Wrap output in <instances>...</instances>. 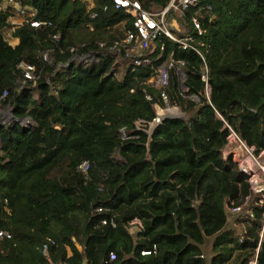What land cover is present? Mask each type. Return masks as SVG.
Here are the masks:
<instances>
[{
    "label": "trees",
    "instance_id": "16d2710c",
    "mask_svg": "<svg viewBox=\"0 0 264 264\" xmlns=\"http://www.w3.org/2000/svg\"><path fill=\"white\" fill-rule=\"evenodd\" d=\"M17 1L50 25L23 24L12 46L0 11V108L28 119L0 125V230L10 234L0 238V264H245L254 254L264 264V205L223 154L228 128L254 156L264 150V0L167 10V30L197 41L199 54L159 34L142 52L146 65L127 62L120 41L132 18L109 0L89 9L78 0ZM138 1L147 11L169 2ZM88 54L90 63L75 59ZM169 59L166 92L178 114L158 117L163 104L149 80ZM20 62L39 77L19 87ZM246 197L248 235L226 228L227 209ZM133 219L135 237L124 228Z\"/></svg>",
    "mask_w": 264,
    "mask_h": 264
},
{
    "label": "built area",
    "instance_id": "2783aa9c",
    "mask_svg": "<svg viewBox=\"0 0 264 264\" xmlns=\"http://www.w3.org/2000/svg\"><path fill=\"white\" fill-rule=\"evenodd\" d=\"M82 2L87 9L92 7L93 0H78ZM110 5L114 9H122L124 12L128 13L132 18V26L133 32L127 31L125 33L124 38L120 41L121 46L125 47L126 51L128 52L126 55L127 62L132 65H146L149 63V60L145 57H142V52L146 49L147 44L150 40L155 39L159 34H163L170 38L171 40L179 43L181 47L184 48H191L196 53L199 54L196 46L199 44L197 41H193L190 37H183V38H176L174 37L165 27L164 23V15L167 10H172L177 12L178 14H182L190 8L195 7L200 0H169L167 5L160 9L159 11H147L142 8L140 2L138 0H109ZM106 7H104V10ZM0 11L7 13L6 17V25L3 28L6 32L12 33L16 28L22 26L23 24H28L30 27L39 28L41 26H48L50 25L49 22L42 21L40 19H35L36 10L27 5H21L17 0H0ZM190 23L193 25L194 29L198 33L201 32L197 14L194 13L189 18ZM58 33L53 34L52 38L57 39ZM132 46V48H131ZM130 48L131 51L130 52ZM76 60H82L86 63H90L94 60V56L92 54L85 55L83 57L75 58ZM42 60L47 64H51V58L47 56L46 53L42 54ZM175 62L172 59H169L165 63H163L157 70V75L154 79H150L149 82L152 83L153 87H155L158 91V95L160 98L161 103L163 104V108H172V106L168 102L166 87L168 85V75L169 69L175 66ZM22 72L23 80L19 84V87L24 83V81H35L39 77V72L36 71L35 67L31 64L20 62L18 65ZM205 81V76L202 77ZM205 89L207 90V85L205 84ZM6 96V91L0 92V99H4ZM147 99L149 96L145 95ZM156 119L153 118L152 122ZM12 121L18 122L20 125L25 126L28 122V119H16L11 116L9 112V108L7 105L5 107L0 108V125L1 124H9ZM121 139H126L128 136L126 135L123 128L119 129ZM226 144L223 148L224 155H230L231 158L237 163L239 169L242 172L248 174V182L250 184V189L253 194L259 193L260 185L259 182L262 181L264 185V167H261L259 174L262 176V179L258 181L256 172L252 171L249 166L244 167V161L240 162V157L242 156L238 150L239 147H242L248 154L254 157L252 153V149L248 148L239 138L238 136L228 128V135L226 139ZM231 142L237 143L238 146L230 148ZM261 152H264L261 151ZM260 152V153H261ZM259 153V154H260ZM87 167V163L83 161L79 168L81 170H85ZM247 202V197L243 204ZM261 203V201H260ZM264 205V203H263ZM242 206H239L238 209ZM248 216L252 217L251 210L247 213ZM262 222L260 225L259 235L264 228V212L262 214ZM102 224H106V220H102ZM111 226H114L112 220L109 221ZM124 228L128 232L129 235L135 237L137 233L141 230V223L137 219H133L127 222L124 225ZM10 238V234L5 230H0V238ZM240 241V238L238 239ZM154 246L150 250H142L140 251L141 255H149L153 252ZM201 256V255H200ZM110 258H113V253L109 254ZM245 264H256V254H254L248 263Z\"/></svg>",
    "mask_w": 264,
    "mask_h": 264
},
{
    "label": "rangeland",
    "instance_id": "374dc122",
    "mask_svg": "<svg viewBox=\"0 0 264 264\" xmlns=\"http://www.w3.org/2000/svg\"><path fill=\"white\" fill-rule=\"evenodd\" d=\"M168 25H166V27H167ZM6 33V32H5ZM5 37H6V35H5ZM9 39V38H8ZM131 48H132V46H131ZM131 48H130V52H132L131 51ZM117 67V70H118V72L119 73H121V67H122V65L121 64H119V65H117L116 66ZM120 77V76H119ZM165 109H174V107H172V108H165ZM164 109V110H165ZM178 114V112H173V111H170L168 114H166V116H172V115H177ZM236 146H238L237 145V143H235V142H231V144H230V148H232V147H236ZM239 149L240 150H238L239 151V153L242 155L241 157H240V162H243L244 161V167H247V166H249V168L252 170V171H254V172H256L257 174H259V172H261V170H260V168L261 167H264V152H261L259 155H257V156H254V157H252L250 154H248L242 147H239ZM257 179H258V181L260 180V179H262V176L259 174L258 176H257ZM259 185H260V191H259V194L257 195V194H254V196L255 197H253V199L256 201L257 200V203L258 204H262L263 205V203H264V185H263V182L262 181H260L259 182ZM260 201H261V203H260ZM245 204H243L242 205V207H240V208H238V209H232V208H229V209H227V213H228V217H229V219L230 218H232V217H234V214L235 213H237L238 214V217H239V219H240V221L241 222H247V221H244V220H242V218H240L242 215H244V214H246V213H248L249 211H250V209L248 208V209H243V206H244ZM248 210V211H247ZM234 213V214H233ZM261 222H262V219H260V224H261ZM237 232H240V231H238L237 230Z\"/></svg>",
    "mask_w": 264,
    "mask_h": 264
},
{
    "label": "crops",
    "instance_id": "0c3cea01",
    "mask_svg": "<svg viewBox=\"0 0 264 264\" xmlns=\"http://www.w3.org/2000/svg\"><path fill=\"white\" fill-rule=\"evenodd\" d=\"M170 25L176 28V24L174 21H172ZM5 32L6 31L4 29H2V35H3L4 39L6 40V42L12 46L15 45L17 43V39L14 38L10 32H6V33ZM5 35H6V37H5ZM170 111L177 112L175 108L169 109V110L157 108L156 114L159 117V116H163V115L168 114ZM243 209L245 210L247 208L243 207ZM226 213H227V211H226ZM226 228L227 229H233L234 231L238 230L241 232V234H245V235H248L247 233H254L255 232V228L249 222H241L240 221L237 213H235L234 217H232L230 219H229L228 213H227Z\"/></svg>",
    "mask_w": 264,
    "mask_h": 264
}]
</instances>
